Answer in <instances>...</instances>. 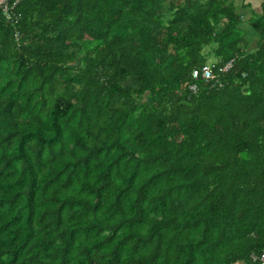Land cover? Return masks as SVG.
I'll return each instance as SVG.
<instances>
[{"label": "trees", "instance_id": "16d2710c", "mask_svg": "<svg viewBox=\"0 0 264 264\" xmlns=\"http://www.w3.org/2000/svg\"><path fill=\"white\" fill-rule=\"evenodd\" d=\"M179 1L0 10V264H259L264 12Z\"/></svg>", "mask_w": 264, "mask_h": 264}, {"label": "built area", "instance_id": "2783aa9c", "mask_svg": "<svg viewBox=\"0 0 264 264\" xmlns=\"http://www.w3.org/2000/svg\"><path fill=\"white\" fill-rule=\"evenodd\" d=\"M10 0H0V10L2 11L3 15L9 19L11 17V12H10V8L8 7V2ZM19 0H16V2H18ZM15 4V3H14ZM12 10V7H11ZM232 65V61L228 62L223 68H222V72H226ZM200 75V77L205 80V81H209V80H215L216 75L213 73V69L212 66L209 64H205L203 65L199 70H193L192 72V78L196 79L198 76ZM191 91L193 93L196 92V87L195 86H191L190 87ZM254 261H257L259 264H264V252L260 255V256H255L253 258Z\"/></svg>", "mask_w": 264, "mask_h": 264}, {"label": "crops", "instance_id": "0c3cea01", "mask_svg": "<svg viewBox=\"0 0 264 264\" xmlns=\"http://www.w3.org/2000/svg\"><path fill=\"white\" fill-rule=\"evenodd\" d=\"M236 1H237V3H236ZM231 4H233L235 7L241 8V12L239 11V13L242 14L241 18H242V20H247L248 23L255 20L252 18L253 14H256V16L257 15L261 16L264 12V0H235L234 2L232 0ZM241 27L243 29L245 28L242 25H241ZM245 34H246V37L248 38V40H250V45H249L248 50L253 51L257 46V41L254 40L256 37L255 38L253 36L248 37L247 31L245 32Z\"/></svg>", "mask_w": 264, "mask_h": 264}, {"label": "rangeland", "instance_id": "374dc122", "mask_svg": "<svg viewBox=\"0 0 264 264\" xmlns=\"http://www.w3.org/2000/svg\"><path fill=\"white\" fill-rule=\"evenodd\" d=\"M168 1H171V0H168ZM234 1H235V0H233V2H234ZM179 2H182V1L180 0ZM227 2H228V3H232V0H229V1L227 0ZM236 3H237V1H236ZM236 9H237L238 12H239V11L241 12V8H240V7H236ZM257 17L259 18L260 15H257V16H256V14H253V15H252V18H253V19H256ZM260 18H261V17H260ZM249 23H250V22H249ZM249 23L247 22V20H243V22H242V26L245 27L244 30H245V32L247 31V36H248V37L253 36L254 38L256 37L254 40L257 41V35H256V33L253 31V29L251 28V26L249 25ZM247 39H248V38H247ZM254 40H253V41H254ZM249 41H250V40H249ZM253 41H252V42H253ZM253 44H254V43H253ZM207 61H208L207 63L211 64L213 60H212V58H208Z\"/></svg>", "mask_w": 264, "mask_h": 264}, {"label": "clouds", "instance_id": "9594fccd", "mask_svg": "<svg viewBox=\"0 0 264 264\" xmlns=\"http://www.w3.org/2000/svg\"><path fill=\"white\" fill-rule=\"evenodd\" d=\"M14 37H15V39L17 40V39H18V34L15 33V34H14Z\"/></svg>", "mask_w": 264, "mask_h": 264}]
</instances>
